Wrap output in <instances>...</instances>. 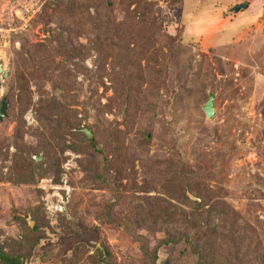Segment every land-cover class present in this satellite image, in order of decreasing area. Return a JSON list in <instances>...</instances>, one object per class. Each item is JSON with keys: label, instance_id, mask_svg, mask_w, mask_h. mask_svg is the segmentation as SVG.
I'll return each instance as SVG.
<instances>
[{"label": "rangeland", "instance_id": "374dc122", "mask_svg": "<svg viewBox=\"0 0 264 264\" xmlns=\"http://www.w3.org/2000/svg\"><path fill=\"white\" fill-rule=\"evenodd\" d=\"M54 1L0 0V99L11 85L9 74L13 70L14 49L20 47L24 38L43 41L50 34L49 29L55 26V19L47 25L37 16V12L50 11V3ZM109 1L118 19L127 17L128 9L139 6L136 0ZM239 1H246L247 5L231 10ZM141 2L147 8L146 15L151 25L156 24L159 31L149 34L146 28L143 32L141 29L137 39L134 35L125 39L131 40L128 47L149 38L148 42L160 49L169 32L174 42L170 40L172 52L166 59L168 75L158 101L142 105L140 115L131 119L127 135L116 138L118 140L114 144L111 142L115 147L111 151L115 158L109 165L110 172L114 174L118 163L122 170L125 168V173L130 170L134 173L135 180L128 182L124 176L120 188L128 194L134 191L137 202L144 203L150 199L154 202L151 216H138L146 218L144 226L134 228L135 223H132V227L155 244L157 235L147 231L152 219L156 227L161 225L158 234L165 231V224L171 230L177 228L175 224H181L167 209L168 202L177 203L172 193L167 192L179 186V175L175 171L172 172L173 178H169L170 173L166 174L168 181L165 183L170 187L167 190L150 189L145 192L140 187L144 177L150 178L153 162L158 164L167 158H180L191 169L195 183L208 185L212 193L222 197L232 211H236L240 224H247V234L242 233L243 237L245 235L243 247L252 248L255 234L264 251V0ZM89 9L95 10L93 5H89ZM66 35L74 41L87 40L86 33L79 35L77 30H68ZM114 47V50H121L120 46L114 44ZM168 48L169 45L162 46L163 51ZM107 61L106 67H109L112 56ZM82 62L96 68L95 49H90ZM95 78V74L88 79L83 73L78 74L73 90L77 94L73 104L76 109L81 111L88 95L93 93L96 97L97 92L91 88L97 84ZM106 81L111 82L108 77ZM33 89H36V84H33ZM46 89L58 94L61 91L54 88L51 81L47 82ZM103 90L104 86L100 84L99 92ZM209 93L213 94V112L206 115L202 104ZM104 94L99 98L101 102L113 95L114 89L110 87ZM38 96L35 91L31 99ZM85 103L94 109L90 102ZM33 104L30 103L21 119L7 114L0 120V137L4 144L0 157V175H4L0 177V246L9 252L24 249L26 255L30 251L29 264H60L62 256L71 252L77 241L83 240L92 245L91 252L98 251V245L101 248L107 246L111 252L107 258L113 264H143L145 259L140 243L131 232L119 226L116 220L106 223L99 220L103 205L113 199L114 194L107 188L93 185L91 174L82 173L79 165L81 153L67 149L61 155L63 170L59 182L49 175L30 182L20 180L18 174L16 182L15 173L10 177L7 175L11 171L12 155L20 152L17 144L25 146V142H37L33 128L38 121ZM18 108L12 105L10 113L17 112ZM105 115L109 119L114 117L112 112H105ZM77 117H84L82 123L93 121L90 113L78 112ZM118 125L124 127L122 121ZM35 154L42 158L44 153ZM41 178L49 181L40 183ZM158 180H163V174ZM176 183L178 185L174 187ZM74 191L80 195L76 215L86 227L82 226L78 232L70 234L59 225L62 222H58L57 216ZM145 194L150 196L144 198ZM190 197L200 199L194 194ZM46 210H51L48 218ZM119 211V206L115 207L113 215H118ZM183 247L182 240L162 245L158 254L159 264H172L180 259L185 261L187 257L181 256ZM82 262L95 264L86 257Z\"/></svg>", "mask_w": 264, "mask_h": 264}, {"label": "trees", "instance_id": "16d2710c", "mask_svg": "<svg viewBox=\"0 0 264 264\" xmlns=\"http://www.w3.org/2000/svg\"><path fill=\"white\" fill-rule=\"evenodd\" d=\"M136 1L139 6L128 9L127 17L123 19H118L115 15L109 0H55L50 3V11L37 12V16L47 25L55 19V26L52 29L47 28L50 34H47L43 41H29L24 38L20 47L14 49L13 65L11 64L13 70L9 74L11 85L4 97L9 102L7 114L17 116L18 119L22 118L30 103H35L33 105L38 122L33 131L38 138L35 143L25 142V146L17 144L20 152L16 151L12 155L11 171L7 175L15 173L16 182L19 179L36 182L37 177L47 175L59 182L63 170L61 155L67 149H72L81 153L80 170L83 174L89 173L94 177L93 181L90 180L92 184L107 188L114 194V198L103 205L104 211H99V220L103 223L116 220L119 226L129 230L140 243L145 259L143 264H159V248L165 244L178 243V240L184 242L181 256L185 255L187 258L172 264H264V251L257 242L256 235L253 237L255 243L252 248L245 249V235L243 237L242 233L247 234V224H240L236 211H232L222 197L212 193L208 185L195 183L191 169L180 158H167L158 164L153 162L150 178L144 177L140 187L145 192L150 189L167 190L170 187L165 183L168 181L166 174L170 173L169 178H173L174 173L179 175V186L167 191L172 193L177 203L168 202L169 206L166 203L165 205L174 220L181 224H175V230L165 224V231L158 234L161 225L156 227L152 219V225L147 226V231L153 236L157 235L155 244L149 242L147 235L134 230L138 226H144L146 218H143L151 216L154 202L152 199L144 203L137 202L134 191L128 194L120 188L124 176L128 182L135 180L134 173L131 170L125 173V168L122 170L117 163L118 168H115L112 174L109 165L115 157H112L111 151L115 149L113 144L118 140L116 138L127 135L130 121L140 115L141 106L158 101L168 75L166 59L172 52L170 40L174 42L173 35L169 32L161 42L160 49L151 45L149 38H143L128 47L131 40L125 39L133 35L137 39L141 29L143 32V28H146L145 31L149 34L159 31L156 24L151 25L146 15L147 8L142 5L141 0ZM89 5H93L95 10L91 11ZM70 26L74 29H70ZM68 30H77L79 35L86 33L87 40L74 41L66 35ZM114 44L116 47L120 46L121 50H114ZM164 44L170 48L163 51ZM124 45L127 46L124 48ZM92 48L97 54L96 68L88 67L82 62ZM109 56H112V63L106 67ZM79 73H83L86 79L94 74L96 76L97 84L91 88L97 95L93 97L92 93L85 99V102L91 103L93 110L85 102L81 111L73 106L77 98L73 90L76 88ZM107 77L110 83H107ZM48 81L52 82L54 88L61 89L59 94L46 89ZM33 84H36V89H33ZM100 84L104 86L102 92H99ZM110 87L114 89V94L108 96L105 102H101L99 98L105 95L104 91ZM35 91L39 96L32 100ZM12 105L19 107L17 112L10 113ZM78 112L84 115L92 114L93 121L82 123L84 117H77ZM105 112H112L114 117L109 119ZM120 121L124 123L123 128L118 125ZM83 125L90 127L93 134L88 135L82 130ZM3 146L0 137V157ZM40 151L44 154L42 158L37 159L33 154ZM120 155L122 153L117 155L118 160ZM173 171L175 172L172 173ZM161 174L163 180L159 181ZM70 183L73 185L72 181ZM190 194L200 199H194ZM149 196L145 194L144 198ZM79 205L80 195L74 191L69 202L64 204L62 213L57 216L58 222H62V225H59L67 233L73 234L82 226L86 227L76 215ZM117 206L120 211L118 215H113ZM49 211L51 210L45 211L47 218L51 214ZM140 214L144 217H138ZM132 223H135L134 228ZM94 226L99 229L97 223ZM91 246L83 240L77 241L71 252L62 256L60 264H84V257L95 264H113L107 258L111 256L107 246L101 248L96 245L98 251L93 252L90 251ZM29 254L31 255L30 251L26 255L24 249L9 252L0 246V264H29Z\"/></svg>", "mask_w": 264, "mask_h": 264}, {"label": "water", "instance_id": "95a60500", "mask_svg": "<svg viewBox=\"0 0 264 264\" xmlns=\"http://www.w3.org/2000/svg\"><path fill=\"white\" fill-rule=\"evenodd\" d=\"M246 5H247L246 1H239V2L234 3L230 9L233 11H236L237 9H239L241 7H245ZM1 70H2V65L0 63V71ZM6 73L7 72L5 71L4 74H6ZM5 98L6 97L2 98L0 101V119L7 114V107H8L9 102ZM212 98H213V94L209 93V97L206 98L202 104V108H203L206 115H209L213 112ZM81 129L84 130L85 132H87L88 135L93 134V130H91L88 126H82ZM35 157L40 158L41 155L35 154Z\"/></svg>", "mask_w": 264, "mask_h": 264}, {"label": "built area", "instance_id": "2783aa9c", "mask_svg": "<svg viewBox=\"0 0 264 264\" xmlns=\"http://www.w3.org/2000/svg\"><path fill=\"white\" fill-rule=\"evenodd\" d=\"M27 10H30V8H29V7H27ZM45 180L49 181L48 179L41 178V180H40V183H43Z\"/></svg>", "mask_w": 264, "mask_h": 264}, {"label": "bare ground", "instance_id": "6f19581e", "mask_svg": "<svg viewBox=\"0 0 264 264\" xmlns=\"http://www.w3.org/2000/svg\"><path fill=\"white\" fill-rule=\"evenodd\" d=\"M57 261H58V259H57Z\"/></svg>", "mask_w": 264, "mask_h": 264}]
</instances>
